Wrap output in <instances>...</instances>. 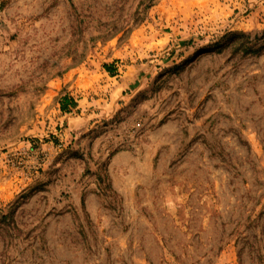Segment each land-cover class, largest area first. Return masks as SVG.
I'll return each mask as SVG.
<instances>
[{
    "label": "rangeland",
    "instance_id": "rangeland-1",
    "mask_svg": "<svg viewBox=\"0 0 264 264\" xmlns=\"http://www.w3.org/2000/svg\"><path fill=\"white\" fill-rule=\"evenodd\" d=\"M0 264H264V0H0Z\"/></svg>",
    "mask_w": 264,
    "mask_h": 264
},
{
    "label": "trees",
    "instance_id": "trees-1",
    "mask_svg": "<svg viewBox=\"0 0 264 264\" xmlns=\"http://www.w3.org/2000/svg\"><path fill=\"white\" fill-rule=\"evenodd\" d=\"M110 70H111V67L108 66V67H107V71L110 72ZM71 103L73 104L74 102H71ZM63 109H65V105H64V104H63Z\"/></svg>",
    "mask_w": 264,
    "mask_h": 264
}]
</instances>
